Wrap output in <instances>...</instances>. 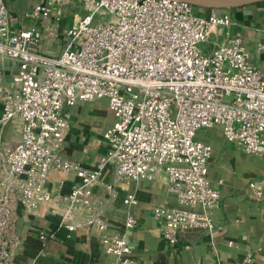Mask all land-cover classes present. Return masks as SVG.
Instances as JSON below:
<instances>
[{
  "label": "built area",
  "instance_id": "built-area-1",
  "mask_svg": "<svg viewBox=\"0 0 264 264\" xmlns=\"http://www.w3.org/2000/svg\"><path fill=\"white\" fill-rule=\"evenodd\" d=\"M71 5L80 12L60 28ZM197 7L182 0H42L25 15L52 22L17 28L0 0V58L17 64L1 96L0 135L11 121L19 135L6 151L0 147V264H15L20 208L44 203L61 210L69 230L97 227L113 258L95 264H134L128 231L109 233L97 211L93 188L109 167L119 181L165 180L176 191L177 205L153 209L171 244L192 228L216 231L211 209L220 190L209 178L214 147L198 130L220 126L238 148L264 154V62H254L231 9L205 8L202 15ZM56 38L61 50L47 53L45 40ZM255 48L264 52V39ZM98 99L106 100L114 121L103 132L102 156L89 167L63 154L71 127L64 108ZM53 171L75 176L69 192L59 190L63 181L58 190L50 187ZM251 185L255 198L264 194ZM106 189L117 195L114 184ZM123 202L135 205L138 198L127 192ZM136 223L129 216L125 226ZM39 237L56 234L41 230Z\"/></svg>",
  "mask_w": 264,
  "mask_h": 264
},
{
  "label": "crops",
  "instance_id": "crops-1",
  "mask_svg": "<svg viewBox=\"0 0 264 264\" xmlns=\"http://www.w3.org/2000/svg\"><path fill=\"white\" fill-rule=\"evenodd\" d=\"M17 28L36 26L52 22L51 19L32 18L26 12L42 0H6ZM79 7L66 8L60 28L69 26L78 14ZM205 14L204 7L195 9ZM235 28L252 49L254 62H264V52L255 48L258 39H264V2L232 8ZM71 18V19H70ZM45 51L55 54L61 50L62 39L45 40ZM17 64L9 58H0V114L3 106L2 94L10 85ZM70 120L63 154L89 167L98 162L104 152L103 132L112 125L114 114L104 99L78 101L64 108ZM198 137L213 144V156L209 164V178L220 190V199L211 209L216 231L192 228L181 232L178 241L171 244L162 236L160 223L153 214L156 205H177L176 191L165 180H130L122 182L116 178L115 170L109 167L93 190L100 199L97 211L107 218L108 232L127 230L133 248L134 264H264V194L255 198L252 182L264 191V154L248 152L227 140L220 126L201 128ZM3 150L19 141L15 125L11 121L0 135ZM101 143V147L96 144ZM63 181L62 186L58 182ZM77 179L57 171L51 172L50 187L69 192ZM116 186L117 195L111 196L106 184ZM132 192L138 198L135 205H127L123 197ZM86 213L78 214L84 218ZM129 216L137 219L133 228H126ZM61 210L53 209L49 203L36 209L20 208L17 233L21 239L14 249L15 264H95L112 259L102 248L101 234L96 226L69 230L62 223ZM55 232L56 238L42 241L39 232Z\"/></svg>",
  "mask_w": 264,
  "mask_h": 264
},
{
  "label": "water",
  "instance_id": "water-1",
  "mask_svg": "<svg viewBox=\"0 0 264 264\" xmlns=\"http://www.w3.org/2000/svg\"><path fill=\"white\" fill-rule=\"evenodd\" d=\"M195 6L216 9H232L250 4L264 2V0H182Z\"/></svg>",
  "mask_w": 264,
  "mask_h": 264
},
{
  "label": "rangeland",
  "instance_id": "rangeland-1",
  "mask_svg": "<svg viewBox=\"0 0 264 264\" xmlns=\"http://www.w3.org/2000/svg\"><path fill=\"white\" fill-rule=\"evenodd\" d=\"M70 19H71V18H70ZM206 45L210 46L211 44H210L209 42H207V43H205V46H206Z\"/></svg>",
  "mask_w": 264,
  "mask_h": 264
}]
</instances>
